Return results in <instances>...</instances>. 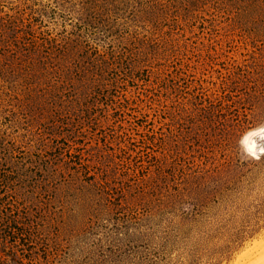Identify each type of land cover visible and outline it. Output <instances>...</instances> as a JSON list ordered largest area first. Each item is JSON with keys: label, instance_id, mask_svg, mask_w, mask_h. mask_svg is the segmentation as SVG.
I'll list each match as a JSON object with an SVG mask.
<instances>
[{"label": "rangeland", "instance_id": "obj_1", "mask_svg": "<svg viewBox=\"0 0 264 264\" xmlns=\"http://www.w3.org/2000/svg\"><path fill=\"white\" fill-rule=\"evenodd\" d=\"M263 241L264 0H0V264Z\"/></svg>", "mask_w": 264, "mask_h": 264}, {"label": "bare ground", "instance_id": "obj_2", "mask_svg": "<svg viewBox=\"0 0 264 264\" xmlns=\"http://www.w3.org/2000/svg\"><path fill=\"white\" fill-rule=\"evenodd\" d=\"M257 132V130H253L248 132L244 137V142L246 143L249 151H254V141L252 140L253 134ZM260 247L256 249L255 252L247 253L248 256L244 259L243 262H240V259L238 262L240 264H264V241L263 243H259ZM258 246V244H257ZM250 252V251H249ZM244 257V256H243ZM242 261V260H241Z\"/></svg>", "mask_w": 264, "mask_h": 264}]
</instances>
